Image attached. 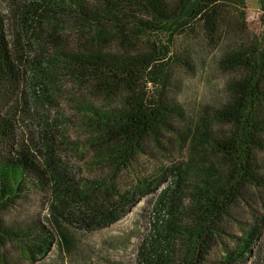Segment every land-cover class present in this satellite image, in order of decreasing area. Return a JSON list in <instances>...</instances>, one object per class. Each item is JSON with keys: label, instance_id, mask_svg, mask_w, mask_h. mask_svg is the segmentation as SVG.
<instances>
[{"label": "trees", "instance_id": "16d2710c", "mask_svg": "<svg viewBox=\"0 0 264 264\" xmlns=\"http://www.w3.org/2000/svg\"><path fill=\"white\" fill-rule=\"evenodd\" d=\"M5 1L0 264H96L107 252L88 234L149 197L154 228L136 264H264V40L248 32L247 0ZM206 69L227 77L216 94L168 96L177 73ZM27 82L77 88L92 179L61 156L67 140L19 136ZM171 147L176 161L140 172L143 154ZM36 198L43 215L29 212Z\"/></svg>", "mask_w": 264, "mask_h": 264}, {"label": "rangeland", "instance_id": "374dc122", "mask_svg": "<svg viewBox=\"0 0 264 264\" xmlns=\"http://www.w3.org/2000/svg\"><path fill=\"white\" fill-rule=\"evenodd\" d=\"M248 32L264 40V12L261 10L260 0H247ZM8 4L0 0V11L5 12ZM178 38H180L178 36ZM201 39H194L199 43ZM226 76L213 75L210 70L197 71L194 75L186 76L177 73L167 86L168 96L181 104H193L200 102L210 94H216L221 88ZM30 80L26 77L25 81ZM51 87V85H49ZM56 88L42 92V88L27 82L21 86L15 107L18 110L20 123L18 134L28 141L29 138L40 139L43 135L52 134L59 141L67 140L68 151L61 152V156L69 161L76 169V175L83 179H92L94 171L89 165L90 150L85 148L88 134L82 128L76 117L75 102L81 99V94L70 84H61ZM150 92L161 89L160 85L150 83ZM34 100L31 110L27 112L26 101ZM25 101V103H24ZM24 111V112H22ZM179 158L178 150L170 149V152L153 150L149 155H142L140 172L154 171L157 167L170 165ZM155 205L151 198L143 199L126 217L110 228L88 234L86 241L91 247L104 248L107 252L104 258L96 261V264H113L114 261H122L124 264H136V254L143 240L150 237L155 222ZM41 210V204L36 198L29 208L33 214ZM11 213V212H10ZM10 249L5 248V251ZM15 258L18 253L14 254Z\"/></svg>", "mask_w": 264, "mask_h": 264}]
</instances>
